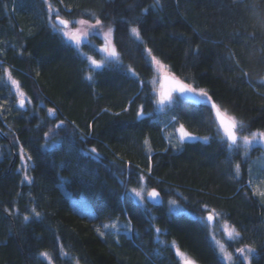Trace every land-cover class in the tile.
<instances>
[{"label": "trees", "instance_id": "obj_1", "mask_svg": "<svg viewBox=\"0 0 264 264\" xmlns=\"http://www.w3.org/2000/svg\"><path fill=\"white\" fill-rule=\"evenodd\" d=\"M49 2L67 20L110 25L119 61L90 66L52 27L45 0H0V97H11L5 65L35 106L55 109L30 116L18 106L3 119L32 165L31 182L21 183L14 154L0 160V264H181L173 244L200 264H226L212 240L210 210L240 234L223 240L234 264H245L236 251L245 246L254 250L251 264H264V198L250 184L252 160L264 148L233 151L207 107L178 96L160 106L146 52L208 90L243 123L238 134L264 131V0H161V10L149 8L154 0ZM91 46L82 51L100 59ZM181 124L208 142H179ZM139 176L163 203L143 207L134 199ZM70 195H85L94 215L75 212ZM170 198L184 211H171Z\"/></svg>", "mask_w": 264, "mask_h": 264}, {"label": "rangeland", "instance_id": "obj_2", "mask_svg": "<svg viewBox=\"0 0 264 264\" xmlns=\"http://www.w3.org/2000/svg\"><path fill=\"white\" fill-rule=\"evenodd\" d=\"M45 3L48 6L50 2H49V0H47V2L45 0ZM52 7L54 9H56L53 5H52ZM54 14L55 13H53L51 16L53 23H54V19H55ZM48 15H49V12H48ZM60 17L65 19V17L62 16L61 14H60ZM79 20H82V19L68 20V21H70V24L68 26H59L56 23L57 24L56 29L60 32V34L64 37V39L66 41H68L69 43H71L72 45H74L76 48L79 49V51L87 58V61L89 62L90 66H92L94 69H99V68L107 65L110 62L119 61V59L116 60L114 58L109 57L108 53L104 51V48L106 46H114L113 32H112V35L110 38L106 39L104 36V33L107 31L108 26H103V28H99V29H92L88 25H81V24L77 23V21H79ZM83 20H85V19H83ZM89 23L94 24L95 21H89ZM60 29H63V31H61ZM77 30H79V31H77ZM77 35L80 38L79 43H77V41L72 38L73 36H77ZM93 38L99 39L100 42H98L97 39L95 40ZM86 42L87 43L91 42V44L94 46V47H92V46L91 47L94 49H97L100 52V54H101L100 59H96V58L94 59L91 55H88L82 51V45ZM149 59L151 60L150 56H149ZM93 60L102 62V66L96 67L92 63ZM153 67H154V74H153L152 82L154 84V90L157 94V98L159 99V91L161 90L162 76L165 75L166 73H168V74H173V73L171 72L169 67L158 68L154 63H153ZM5 69L9 70L11 72L12 78L19 82V80L13 74L12 68L4 65L3 66V76H4L3 79H4V83L9 86V89L11 91V97H8V98L7 97H4V98L0 97V119L3 122V125H5V128H0V160L3 158L4 152H6L8 154H14L10 157V159L11 160L14 159L17 161L16 170L22 173V176L24 179L25 174H27V176L29 177L30 167L32 165L31 160L29 159V157L27 156V154L25 153L24 149L21 147L19 142L13 138V135H11V128L9 127L8 123L5 122L3 119H4L5 115L11 114L13 112V110H16V108H18V101L20 99V93L21 92L24 93V95L26 97L25 103H26V106L28 107V109H30V116L40 115L41 114L40 110L44 109V108H46V109H45V111L44 110L43 111L49 113L50 112L49 110L52 109V107H45V104L43 102H40L37 106H35L31 100V98L26 93V91L22 88L20 82H19V85H20L19 88H17L15 85H13L11 83V80H9L7 73L4 71ZM178 99L179 98L176 95H174V101L173 102L177 101ZM160 106L164 107V105H160ZM178 129H179V127H177V129H176L175 135H176V138L179 142L203 140V139H195V140L186 139V140L181 141ZM185 130L188 131L186 128H185ZM188 132H190V131H188ZM257 132L258 131H253V132L247 133L246 135H241V134H238V135H239V137H243V136H250L251 137L252 133H257ZM191 134L194 137L203 138V137L197 136L193 133H191ZM48 139H50V142L54 141V140H52L51 134L48 136ZM259 139H260L259 136H257L256 139L253 140L249 146H247V148H246L243 140L239 139V143L236 146L238 148L242 149L241 151L243 152V154L245 156H248L249 153L251 152L250 150L253 147L261 146L264 148V142H258ZM50 142L47 143V145L49 144L50 146H52L53 143L50 144ZM170 143L174 146L177 145V141H175L174 139H172V141L170 140ZM236 146H234L233 151H236V149H237ZM10 149H12L11 153H10ZM252 162H253V165H252L253 171L255 173V179H254L253 183L251 181L250 184L252 185V187L254 188V190L256 192L257 191H264V154L261 155L260 157L256 158V159L252 160ZM133 189H135L136 192L141 193V195L139 197L136 196L135 193L133 192ZM151 190H152V188H150L145 183V179H143V180H141L138 187L131 189V193H132L134 199L139 204H141L143 207H146V204L148 201V192H150ZM70 197H71V203L73 205V209L75 210V212H77L80 215H88V216L94 215L91 203L88 201V199L85 195H81L79 198L73 197L72 195H70ZM166 205L169 206V209L173 212L178 213V212L184 211V209L181 207V205L176 200H174L173 198L166 200ZM209 212H212L214 214V217H215V219L211 223L213 225V227H211L212 240H213L214 244L216 245L222 260L225 261L226 264H234L235 259H236V253L235 252L233 253L232 251H230L227 247V244L224 243L223 240L224 239L231 240V241L235 240L237 238L235 235V233L237 231L235 230L234 227L229 225L227 222L223 221L217 212H215L213 210H210ZM208 215H209V213H208ZM206 219H207V217H206ZM173 246L176 250V253H177V249L179 250V254L177 253V255H178L179 259L181 260V264H185V261H187L189 259L194 260L185 251L180 250L174 244H173ZM253 252H254V250L251 252L250 255L247 252L245 253V255H248L247 260L244 259V256L241 255L240 253H237V255L240 256V258H242V260L244 261L245 264H251L250 259H251V255ZM195 262H196V264H200L197 261H195Z\"/></svg>", "mask_w": 264, "mask_h": 264}, {"label": "snow or ice", "instance_id": "obj_3", "mask_svg": "<svg viewBox=\"0 0 264 264\" xmlns=\"http://www.w3.org/2000/svg\"><path fill=\"white\" fill-rule=\"evenodd\" d=\"M46 2H47V0H46ZM149 8L161 10L163 8L161 0H154L153 4L149 5ZM148 10L149 9H144L143 11L147 12ZM48 12H49L50 21H51L52 14L55 13V18L59 22L60 25L68 26L70 24V21H68L66 19H62L60 17L59 12L56 9H54L50 3L48 5ZM77 23H79L81 25H88L92 29H99V28H103V26H104L103 21H101L99 18L95 19L94 24H90L88 20H83V19L77 21ZM52 27L55 29L56 25L52 24ZM60 30L63 31V29H60ZM77 31H79V30H77ZM130 31L137 39L142 41L140 29L138 27H132L130 29ZM112 32H113V29L109 25L107 27V31L104 33L105 38L106 39L110 38L112 35ZM72 38L75 39L77 41V43H79L80 38L78 35L73 36ZM104 51L108 53L109 57L114 58L116 60L119 59V53L116 51L114 46H106L104 48ZM196 51L198 52V49ZM146 52L151 57V60L148 62L149 63V70H151V65L153 63L158 68L168 67L167 65L162 64V62L156 56L151 55V53H152L151 48L146 49ZM92 63L96 67L102 66V62H99V61L93 60ZM4 71L7 73L9 80H11V83L13 85H15L17 88H19L20 87L19 82L12 78L11 72L7 69H5ZM133 74H135V73H133ZM86 79L90 80V79H92V77L88 76V77H86ZM163 79L166 82V86H162L161 90L159 91V99L157 101L158 104L163 105L165 103H167V104L173 103V101H174L173 93H179L181 96L185 97L186 99L193 100V101H195L196 104L207 107V109L210 113H214L213 123L219 124L220 128L223 130V133L227 137L228 141L231 142L228 145L229 148L235 146L238 139L243 140L246 148H247V146H249L252 143L253 140L256 139L257 136H259V138H260L258 142H264V131H258L257 133H252L251 137L250 136L238 137V134H237L238 130H243V127H244L243 123L237 121L235 119V117H230V116H227L226 114H224L221 111L220 106L213 100L212 96L209 94L208 90H206L205 88L194 87L190 83H185L184 81L177 78L174 74L166 73L164 75ZM25 99H26V97H25L24 93L21 92L20 93V99H19V105L21 108H23L25 105ZM49 111L52 112L53 114H55V109H50ZM137 115L140 117L145 115V113L143 111V105L140 106V110L138 111ZM63 124H64V122L60 121V124L57 125V128L61 127ZM178 131L180 134V140L181 141L186 140V139H191V140L203 139L204 142H208V139H209L208 137L198 138V137L192 136V134L190 132L185 130V127L182 124L179 126ZM45 135H47V133H45ZM145 143L147 144L148 141H145ZM165 151H167V149H165ZM92 152H95V149H92ZM30 158L31 157H29V159ZM235 168H236V172L238 175L239 174V168H240L239 164H237L235 166ZM148 171L150 172L151 168H149ZM143 179H144L143 176L138 177V181L143 180ZM25 180L31 182V178L28 177L27 174H25V178H24V180L21 181V183H24ZM133 192L138 197L141 195V193L136 192L135 189H133ZM159 195H160V193H158L155 190V188H153L150 192H148V196L151 198H156ZM256 195L260 196L261 198H264V191H257ZM32 212H33V215L35 217L41 216V213L37 212L35 210V208L32 209ZM29 219H30V217L28 215L24 216L25 221H28ZM207 219L209 221L214 220L215 219L214 214L212 212H209ZM104 227H108V225H104ZM125 227L127 228V225ZM97 231L99 232V234L102 237L105 235V233L100 231L99 229H97ZM156 231H159V229H157ZM235 235H236V237H239L240 234L238 232H236ZM236 251L238 253H240L241 255H243L244 259L247 260L248 255H245V253L247 252L250 255L251 252L253 251V249L250 246H245L243 248L236 249ZM177 253L179 254L178 249H177ZM40 255L43 257H46V258L49 257V253H47V252H42V253H40ZM185 264H196V262L194 260L189 259V260L185 261Z\"/></svg>", "mask_w": 264, "mask_h": 264}, {"label": "water", "instance_id": "obj_4", "mask_svg": "<svg viewBox=\"0 0 264 264\" xmlns=\"http://www.w3.org/2000/svg\"><path fill=\"white\" fill-rule=\"evenodd\" d=\"M63 19V18H62ZM55 22L59 25V26H62V25H60L59 24V22L56 20V18H55ZM176 76V75H175ZM163 77H164V75L162 76V84H161V87L162 86H166V82L164 81V79H163ZM177 77V76H176ZM177 78H179V77H177ZM180 79V78H179ZM180 80H182V79H180ZM183 81V80H182ZM186 83V82H185ZM174 95H176V96H179V97H181L182 99H184V100H186V101H189V102H192V103H195V101H193V100H190V99H186L185 97H183V96H181L179 93H173V96ZM18 106H19V108L21 109V110H23V111H27V106H26V103H25V105H24V107L23 108H21L20 107V105H19V101H18ZM222 111V110H221ZM223 112V111H222ZM224 113V112H223ZM225 114V113H224ZM54 114L51 112V116H53ZM227 115V114H226ZM227 116H229V115H227ZM218 126H219V124H218ZM219 128H220V126H219ZM221 129V128H220ZM222 130V129H221ZM223 131V130H222ZM227 138V137H226ZM228 140V139H227ZM230 142V141H229ZM231 143V142H230ZM158 193H160L159 192V190H157V189H155ZM148 201L149 202H151V203H154V204H161V203H163V197H162V195H161V193H160V195L158 196V197H156V198H151V197H149L148 196ZM213 221V220H212ZM212 221H210L211 223H212Z\"/></svg>", "mask_w": 264, "mask_h": 264}, {"label": "bare ground", "instance_id": "obj_5", "mask_svg": "<svg viewBox=\"0 0 264 264\" xmlns=\"http://www.w3.org/2000/svg\"><path fill=\"white\" fill-rule=\"evenodd\" d=\"M237 134H238V133H237ZM238 137H239V135H238ZM229 143H230V142H229ZM238 143H239V139L237 140L236 145H238ZM236 145H235V146H236ZM163 201H164V200H163Z\"/></svg>", "mask_w": 264, "mask_h": 264}]
</instances>
